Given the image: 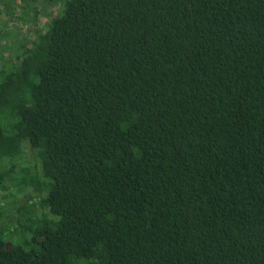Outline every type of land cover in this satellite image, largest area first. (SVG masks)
Here are the masks:
<instances>
[{
	"label": "trees",
	"instance_id": "obj_1",
	"mask_svg": "<svg viewBox=\"0 0 264 264\" xmlns=\"http://www.w3.org/2000/svg\"><path fill=\"white\" fill-rule=\"evenodd\" d=\"M40 1L0 62V264H264V0Z\"/></svg>",
	"mask_w": 264,
	"mask_h": 264
},
{
	"label": "rangeland",
	"instance_id": "obj_2",
	"mask_svg": "<svg viewBox=\"0 0 264 264\" xmlns=\"http://www.w3.org/2000/svg\"><path fill=\"white\" fill-rule=\"evenodd\" d=\"M40 0H34L33 4L39 6L38 13L36 17L31 14V9H25V20L13 22L8 18L9 15V5L3 4L1 7L5 11L0 18V62L2 60H6L8 57H14L16 50H19L20 44L18 39H21L25 32H28L33 27L43 28L47 25L52 13L55 10V7H50L49 5H41ZM12 7V5H10ZM24 11V10H23ZM27 12L31 15H28ZM3 22H6L5 25ZM6 58V59H5ZM24 164H31L32 159L28 153V150L25 148L23 153V160ZM19 187H12L11 190L16 192V189ZM2 194L4 191H1ZM19 196L22 198L24 195L28 194L29 190L28 187L21 188V192L18 190ZM0 193V195H2Z\"/></svg>",
	"mask_w": 264,
	"mask_h": 264
}]
</instances>
